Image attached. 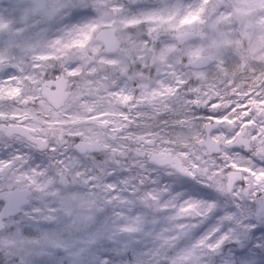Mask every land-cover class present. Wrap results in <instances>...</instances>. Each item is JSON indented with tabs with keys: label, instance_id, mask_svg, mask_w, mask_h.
Masks as SVG:
<instances>
[{
	"label": "clouds",
	"instance_id": "clouds-1",
	"mask_svg": "<svg viewBox=\"0 0 264 264\" xmlns=\"http://www.w3.org/2000/svg\"><path fill=\"white\" fill-rule=\"evenodd\" d=\"M0 264H264V0H0Z\"/></svg>",
	"mask_w": 264,
	"mask_h": 264
}]
</instances>
